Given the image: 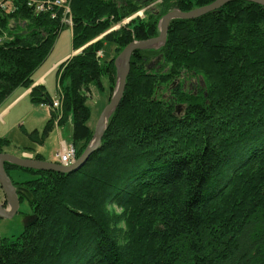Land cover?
Returning a JSON list of instances; mask_svg holds the SVG:
<instances>
[{"label": "trees", "instance_id": "16d2710c", "mask_svg": "<svg viewBox=\"0 0 264 264\" xmlns=\"http://www.w3.org/2000/svg\"><path fill=\"white\" fill-rule=\"evenodd\" d=\"M214 1L71 0L81 51L56 69L60 112L51 107L28 137L43 143L71 120L79 158L94 136L91 91L106 82L115 91L125 47L159 36L168 12ZM64 16L20 0L0 15V107L21 87L33 103H52L34 74ZM12 144L0 137V153ZM5 169L31 217L0 237V264H264V5L234 0L175 18L163 45L136 50L101 145L79 170Z\"/></svg>", "mask_w": 264, "mask_h": 264}, {"label": "water", "instance_id": "95a60500", "mask_svg": "<svg viewBox=\"0 0 264 264\" xmlns=\"http://www.w3.org/2000/svg\"><path fill=\"white\" fill-rule=\"evenodd\" d=\"M230 1H234V0H216L213 3H210L208 5H205L203 7L191 11H181V10L170 11L161 20V33L159 36L145 40H140V41H133L125 47L123 52L119 55V57L116 60L118 72H119L118 85L116 91L113 97L111 98V100L109 101V103L104 107L103 111L101 112V116L95 128V134L89 146L84 151V153L73 163L69 165H63L53 161L37 160L31 157H20L9 152L0 153V185L2 186V189L6 197V201L8 203V206H5L3 203L0 202V218L1 219L12 218L18 213L20 208V199L18 196L17 188L5 169V162H10L23 168L36 169V170H53L61 173H71L79 170L88 161L91 154L100 147L108 119L111 116V114L114 112V110L117 108V106L120 104L123 98L127 76L130 71V61L132 54L139 49L155 48L163 45L167 40L169 25L173 19L197 18L206 13L221 8ZM249 1L264 5V0H249ZM120 58H123L124 61V67L122 71L120 70L118 65ZM176 110L180 114L182 110V105H178L176 107Z\"/></svg>", "mask_w": 264, "mask_h": 264}, {"label": "rangeland", "instance_id": "374dc122", "mask_svg": "<svg viewBox=\"0 0 264 264\" xmlns=\"http://www.w3.org/2000/svg\"><path fill=\"white\" fill-rule=\"evenodd\" d=\"M141 17H145V9L141 10L139 13ZM136 16V15H135ZM65 18V16H64ZM72 21V20H71ZM72 26H73V21L72 24H67L63 30L60 32L54 49L50 56L48 57L47 62L50 63L57 59L61 54L65 53L66 51H72L73 49V44H72ZM1 40L3 37L0 38ZM135 41H140V40H135ZM160 47V46H158ZM155 47V48H158ZM78 50L77 52H80ZM102 54V52H100ZM114 52L111 50L109 51V55H113ZM119 68L121 67V60L119 59L118 62ZM42 66V65H41ZM37 77V76H36ZM119 78V77H118ZM56 73H53L47 78L46 82V88L49 91L50 95L53 97V99H60L58 97V84L56 81ZM116 91V89H115ZM115 91H112L109 88L108 83H105V89L100 90L97 87H93L91 91V97L89 98V105L92 107V115L89 120V125L92 127L93 131H95L96 125L98 123L99 117L101 115V112L103 111L104 107L108 104L109 100L113 97ZM43 105V104H42ZM45 106L42 107V111H47V105L44 104ZM54 107V106H53ZM49 108L51 110V106L49 105ZM58 112H60V106L54 107ZM45 113V112H44ZM178 113V112H177ZM59 126V125H56ZM61 126V125H60ZM66 127L64 129V135H63V141L60 143V137L58 135V132H53L51 134L50 140H48L47 144L45 145L44 149L42 150V153L45 155V157L50 158L49 156L51 154H54V161L57 162V153L61 150L62 143H67L69 145H73L71 143V135H72V121L70 120L67 124H65ZM1 128V126H0ZM42 128V127H41ZM11 132V137H13L17 142L20 144H29L28 137L26 134L23 132L21 127L19 125L15 126V128L10 129ZM42 144V143H39ZM25 152H31L32 149H23ZM22 150V151H23ZM20 151V150H19ZM35 155V154H34ZM34 158V156H33ZM17 179L20 177V179L26 177L24 174H20L19 176H15ZM5 201V194L3 192V189H0V202L4 204ZM5 206H8V203L4 204ZM108 209L113 212L120 214L122 212V208L119 207L118 205L115 204H109ZM31 217V208L27 200H24L20 202V208L18 213L9 219H1L0 218V237H13L19 235L22 230L24 229L25 225L29 222ZM121 227H125V222L121 221L120 223Z\"/></svg>", "mask_w": 264, "mask_h": 264}, {"label": "crops", "instance_id": "0c3cea01", "mask_svg": "<svg viewBox=\"0 0 264 264\" xmlns=\"http://www.w3.org/2000/svg\"><path fill=\"white\" fill-rule=\"evenodd\" d=\"M77 51H66L65 53L61 54L57 59L54 61L48 63L47 60L45 63L35 72L34 74V86L35 85H45L47 82V78L56 72L57 67L66 59L70 58L74 54H76ZM37 76V77H36ZM57 77V76H56ZM58 81V78L56 79ZM32 88H18L6 101L5 103L0 107V137H7L12 141V146L7 148V152L15 154L20 157H31L33 158L34 154H41L46 161H54V154H51L47 158L42 153V150L44 149L45 145L47 144L48 140L51 138V134L53 132H58V135L60 137V143L63 141L62 137L64 135V129L66 127H63L65 125L61 126H55V128L50 133L49 137L42 143H35L33 142L27 135V132H32L34 130L42 131L46 122L50 118L51 110L49 108V105H47V111H42L45 105H37L33 103L30 99ZM45 112V113H44ZM19 125L23 132L26 134L29 140V144H20L15 140L13 137H11L10 129L15 128V126ZM42 127V128H41ZM61 146V144H60ZM24 148H30L32 149L31 152H25ZM20 150V151H19ZM23 150V151H22Z\"/></svg>", "mask_w": 264, "mask_h": 264}, {"label": "built area", "instance_id": "2783aa9c", "mask_svg": "<svg viewBox=\"0 0 264 264\" xmlns=\"http://www.w3.org/2000/svg\"><path fill=\"white\" fill-rule=\"evenodd\" d=\"M16 1L19 0H0V15L2 13L11 12L16 5ZM25 2L31 7L36 13H44L54 11V8L58 7L64 10L65 18L63 22L66 24H72L71 18V0H20ZM56 14V13H55ZM53 14V16L55 15ZM52 106H60V99H54ZM59 163L69 165L76 160L75 148L73 145L62 143L61 150L56 155Z\"/></svg>", "mask_w": 264, "mask_h": 264}, {"label": "bare ground", "instance_id": "6f19581e", "mask_svg": "<svg viewBox=\"0 0 264 264\" xmlns=\"http://www.w3.org/2000/svg\"><path fill=\"white\" fill-rule=\"evenodd\" d=\"M159 45V44H158ZM121 60V67H120V70L122 71L123 67H124V61H123V58H120ZM58 97H59V94H58ZM54 102V99L52 101V103ZM52 103L48 104V105H51ZM101 116V115H100ZM100 118V117H99ZM94 134H95V131H94ZM78 159V158H77Z\"/></svg>", "mask_w": 264, "mask_h": 264}]
</instances>
